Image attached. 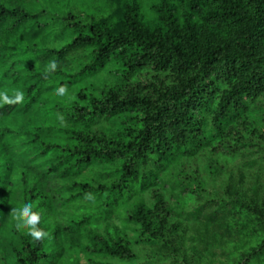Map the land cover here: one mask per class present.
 I'll return each instance as SVG.
<instances>
[{
	"label": "trees",
	"instance_id": "1",
	"mask_svg": "<svg viewBox=\"0 0 264 264\" xmlns=\"http://www.w3.org/2000/svg\"><path fill=\"white\" fill-rule=\"evenodd\" d=\"M50 1L0 0V83L12 74L24 78L23 102L0 106L9 120L0 124V221L7 202L1 198L16 185L15 208L32 202V211L40 213L37 227L47 233L39 241L24 238V254L16 255L19 264L54 260L56 221L63 225L65 249L83 253L92 264H139L142 257L134 244L164 246L178 229L177 216L156 190L163 169H177L176 178L190 182L184 166L204 152L216 182L224 172L221 147L226 162L246 152L264 165V117L250 114L264 111V0H107L104 10L93 12L79 11L86 0H74V5L67 0L66 13L53 12ZM47 18L66 26L70 35L40 54L37 41L54 32L47 30ZM25 37L32 44L18 45ZM53 57L57 68L45 75ZM112 62L118 64L110 71L119 78L149 66L155 75L133 88L118 87L109 77L112 85L103 82L99 94L83 89L72 101L54 92L60 85L67 91ZM127 115L134 117L126 121ZM103 118L118 134L96 128ZM61 161L77 173L103 164L99 180L75 181L81 190L62 198L57 184ZM45 162L55 167L45 169ZM211 181L198 180V192L191 196L202 192L204 197ZM176 184L180 189L182 184ZM94 191L105 195L98 207L85 198ZM143 194H154L156 203L148 207L141 202L128 218L136 235L100 233L99 224L109 227L121 202ZM250 198L238 194L235 212L258 213L262 230L252 233L250 248L237 264H264L263 211ZM219 203L223 214L236 208L231 200Z\"/></svg>",
	"mask_w": 264,
	"mask_h": 264
},
{
	"label": "rangeland",
	"instance_id": "2",
	"mask_svg": "<svg viewBox=\"0 0 264 264\" xmlns=\"http://www.w3.org/2000/svg\"><path fill=\"white\" fill-rule=\"evenodd\" d=\"M69 1L72 2V5L76 4L74 0ZM40 2L43 4V0H40ZM66 3L69 2L67 0H51L48 5L53 12L58 11L66 13L69 11L68 4L66 5ZM106 3L107 0H86L80 3L81 10L79 11L93 12L99 9L104 10ZM47 20L49 21L50 19L47 18ZM49 23L47 30L54 32L43 38L41 37L42 39L37 41L40 54L46 53L48 51L47 47L49 48L54 44L56 46H61L63 43L67 42L66 39H68L70 35L66 34L67 30L64 29L66 26L62 27L58 24V21H49ZM32 40L29 41L28 37H25L19 40L18 45L32 44ZM30 55L34 56L35 54L30 53ZM27 63L30 64L28 61ZM117 64L116 62H112L108 64L106 68L100 70L98 74L88 75L82 81L74 83L67 89L64 96L68 97L69 101H72L77 93L83 89L99 94L100 89L103 87L101 86L103 82H108L112 85V81L108 79L109 77H112L113 80L116 79L117 82H115V80L114 82L119 85L118 87L128 86L129 88H133L138 83H142L143 85L145 82L150 81L155 75L149 66L142 72H137V74L135 73L128 79L119 78L116 73L113 75L110 71L111 67L113 68ZM80 68L82 67L79 66L75 72H78ZM169 79L171 78L169 77ZM21 81H24L21 73H17L15 76L12 74L6 82L0 83V88L19 87L23 89ZM250 114L252 117H264V111H260L259 109L251 111ZM3 116L4 114L0 112V124L9 121L7 117ZM129 117L134 116L127 115L125 120L131 121ZM100 122L104 123L96 127L97 129L105 131L106 134H118L117 128L111 125L113 123L107 121L105 118ZM51 137L52 134L48 136L49 139H52ZM217 145L219 146V144ZM219 150L220 152L226 151L223 147ZM222 152L220 159L224 172L218 175L216 182L211 181V176L207 168L208 161L205 159V155L208 153L204 152L196 154L195 158H189V164L187 163L188 165L184 166L187 168L188 173L192 175L190 182L179 181L178 178H176L178 175L177 169L167 167L162 170L159 186L156 187V190L158 189L157 192L162 194L165 201L170 205L173 215L177 216L175 225L178 226V229L175 239L166 243L164 246L146 242L137 244L135 242L134 250L138 256L142 257L139 264H237L243 260L244 255L250 248V246H246V244L252 241V233L257 232L258 229L262 230V228L256 223L260 216L258 213L252 212L247 215L235 212L239 208L235 199L238 197V194H240L242 198L245 197L247 201H250L252 199L250 197H253L256 201L255 206L258 210L263 211L264 217V171L257 170V168L264 167V165H262L263 162L261 165L259 164V159H254L256 155L250 156L246 152L239 155L234 162H226V156L224 157ZM60 164L61 173L58 177L59 180L55 178H53V180L55 179L58 181L57 184L62 190V198L68 195H76L81 190L80 186L74 184L75 181H80L81 183L88 182L90 184L96 183L97 180H99L98 176H100L98 172L99 170L102 171L103 166V164L91 165L89 166L91 169L88 168L77 173L75 168L67 161H61ZM48 166L55 167V164L49 162L43 164L45 169H47ZM112 167L115 166L112 165ZM213 169L215 171L217 170L216 168ZM90 175H94L95 178L93 180L90 179ZM105 180H108L106 175ZM198 180H202L203 182L206 181L207 184L211 181L207 190L203 192L204 197H202V192H200V194L195 193L193 196L190 194V192L193 191L198 192L196 190ZM39 182L45 186L48 185L44 177H40ZM176 182L182 184L180 189ZM9 191L12 194L6 191V197L3 195L1 198L2 200L6 198L5 200H7V202L5 203L6 207L2 211L3 220L2 222L0 221V264H19L16 255L17 253L24 254L23 248L25 245L23 241L27 234L25 231L16 227V222L13 219L11 211L15 208L16 204V201L13 202L12 196H14L15 199L20 188L15 185L11 187ZM214 191L216 192L217 200L213 199ZM98 193L99 191H94L91 194L95 207H98L105 198V195L100 193L99 196ZM143 195L144 197L137 199L135 197L131 201L127 200L121 202L118 208L119 210L115 212L116 214L114 215L112 224H110L109 227L99 224V228L101 229L100 233L110 235L115 230H118L127 234L129 237L136 235L137 231L135 230V226L128 221V218L141 202L148 207L156 203L154 194ZM221 200L225 202L229 200L233 201L236 208H233V212L225 211L226 213L223 214L224 210H221V204L219 203ZM172 225L173 224H171V226ZM62 227L63 225L57 221L52 225V228L56 231L58 240L57 246L51 249L54 260L49 264H71L73 262L76 264H92L83 253L70 249L67 251L65 249V239L63 241L61 239ZM170 230H172L171 227ZM165 240L166 239L162 241L165 243Z\"/></svg>",
	"mask_w": 264,
	"mask_h": 264
},
{
	"label": "clouds",
	"instance_id": "3",
	"mask_svg": "<svg viewBox=\"0 0 264 264\" xmlns=\"http://www.w3.org/2000/svg\"><path fill=\"white\" fill-rule=\"evenodd\" d=\"M57 68V60L55 57L51 58L43 69V73L47 75L55 71ZM57 95H64L66 88L63 85L54 89ZM24 93L19 87L14 88H0V106L20 104L23 102ZM86 199L91 200L92 196L86 194ZM34 204L32 202H24L18 208H13L12 216L16 222V227L26 232L33 240L39 241L44 238L47 233L43 228H38L37 224L40 222V213L38 211H32Z\"/></svg>",
	"mask_w": 264,
	"mask_h": 264
}]
</instances>
